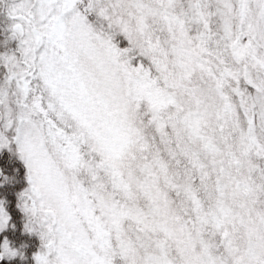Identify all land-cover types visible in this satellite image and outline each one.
I'll use <instances>...</instances> for the list:
<instances>
[{
  "label": "snow or ice",
  "instance_id": "snow-or-ice-1",
  "mask_svg": "<svg viewBox=\"0 0 264 264\" xmlns=\"http://www.w3.org/2000/svg\"><path fill=\"white\" fill-rule=\"evenodd\" d=\"M0 264H264V0H0Z\"/></svg>",
  "mask_w": 264,
  "mask_h": 264
},
{
  "label": "trees",
  "instance_id": "trees-1",
  "mask_svg": "<svg viewBox=\"0 0 264 264\" xmlns=\"http://www.w3.org/2000/svg\"><path fill=\"white\" fill-rule=\"evenodd\" d=\"M0 163H6V160L4 159V161H0ZM13 239L17 248L25 246L23 247V251L27 257L25 264H34L33 256L40 244L39 238L25 234L23 232L22 223L20 222ZM13 264H20L19 259L17 258Z\"/></svg>",
  "mask_w": 264,
  "mask_h": 264
},
{
  "label": "rangeland",
  "instance_id": "rangeland-1",
  "mask_svg": "<svg viewBox=\"0 0 264 264\" xmlns=\"http://www.w3.org/2000/svg\"><path fill=\"white\" fill-rule=\"evenodd\" d=\"M4 159L7 161V157H5ZM20 222L22 223V228H23V220H21ZM39 249H40V244L34 254H36L39 251ZM34 264H35V261H34Z\"/></svg>",
  "mask_w": 264,
  "mask_h": 264
}]
</instances>
